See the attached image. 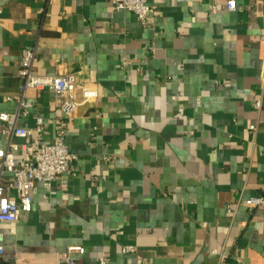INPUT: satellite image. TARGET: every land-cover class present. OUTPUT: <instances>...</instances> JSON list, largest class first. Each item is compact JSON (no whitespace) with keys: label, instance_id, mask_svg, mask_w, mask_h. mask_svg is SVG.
Listing matches in <instances>:
<instances>
[{"label":"crops","instance_id":"0c3cea01","mask_svg":"<svg viewBox=\"0 0 264 264\" xmlns=\"http://www.w3.org/2000/svg\"><path fill=\"white\" fill-rule=\"evenodd\" d=\"M149 1L144 23L111 0H0V112L18 111L24 48L37 73L99 92L70 118L51 90L29 92L18 125L42 117L44 142L65 126L77 159L0 221V264H61L72 245L83 264H264V205L244 203L264 195V1Z\"/></svg>","mask_w":264,"mask_h":264},{"label":"built area","instance_id":"2783aa9c","mask_svg":"<svg viewBox=\"0 0 264 264\" xmlns=\"http://www.w3.org/2000/svg\"><path fill=\"white\" fill-rule=\"evenodd\" d=\"M264 1V0H263ZM116 9H125L134 12L138 18L146 23L148 18L157 11V6L149 0H111ZM230 10L237 8V0H226ZM1 11V9H0ZM37 49L24 48L21 52L19 75L22 79L20 95L17 97L18 111L15 113L0 112V134L9 137L29 138L37 136L35 142L16 143L9 141L5 147H0V221L15 222L22 212L32 209V195L36 182L53 186L57 181L67 182L65 174L68 173L76 162L77 156L66 143V127L62 126L58 135L51 142L39 139L45 130L42 117H38L34 127L18 125L19 113L28 114L32 102L27 98L30 91L51 90L60 99V109L65 118L74 115L81 102L98 97V89L92 86H82L73 74L43 75L35 71ZM81 90V98L77 91ZM10 99V98H9ZM263 99L256 101V106L261 108ZM257 125H250V130L255 132ZM24 152L27 157L20 158L19 153ZM248 207L264 205V195L250 197L244 201ZM233 211L231 206L228 207ZM3 234L0 233V254L3 252ZM125 253L137 254L135 244L122 245ZM85 252L83 245L69 246L62 254L61 264H83L81 255ZM101 264L107 263L103 257ZM137 261L141 262L138 255Z\"/></svg>","mask_w":264,"mask_h":264}]
</instances>
